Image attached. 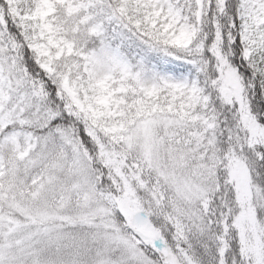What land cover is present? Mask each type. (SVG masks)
<instances>
[{
    "label": "snow or ice",
    "instance_id": "1",
    "mask_svg": "<svg viewBox=\"0 0 264 264\" xmlns=\"http://www.w3.org/2000/svg\"><path fill=\"white\" fill-rule=\"evenodd\" d=\"M0 264H264V0H0Z\"/></svg>",
    "mask_w": 264,
    "mask_h": 264
}]
</instances>
